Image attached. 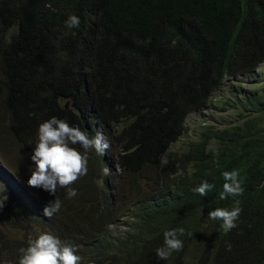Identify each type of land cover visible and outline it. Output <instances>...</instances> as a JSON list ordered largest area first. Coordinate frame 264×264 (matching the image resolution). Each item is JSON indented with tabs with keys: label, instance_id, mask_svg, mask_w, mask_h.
I'll use <instances>...</instances> for the list:
<instances>
[{
	"label": "trees",
	"instance_id": "trees-1",
	"mask_svg": "<svg viewBox=\"0 0 264 264\" xmlns=\"http://www.w3.org/2000/svg\"><path fill=\"white\" fill-rule=\"evenodd\" d=\"M263 23L264 0H0V264H19L41 232L74 246L79 264H264ZM251 73L253 86L222 102L235 122H206L172 148L191 112ZM52 117L110 145L88 151L72 198L27 184ZM233 170L241 212L225 233L208 212L229 203L222 174ZM203 181L205 196L193 191ZM178 228L182 249L161 260L164 231Z\"/></svg>",
	"mask_w": 264,
	"mask_h": 264
},
{
	"label": "clouds",
	"instance_id": "clouds-1",
	"mask_svg": "<svg viewBox=\"0 0 264 264\" xmlns=\"http://www.w3.org/2000/svg\"><path fill=\"white\" fill-rule=\"evenodd\" d=\"M65 24L69 29L79 27V17L69 15ZM254 72L257 74V77L264 78V60L255 66ZM253 73L245 75L244 78V75H241L242 78H239V75L232 77L223 86L233 89V85L229 81L235 80L240 83L246 81L252 87L253 81L256 78ZM240 83L234 86V89L239 86L241 87ZM186 124L189 129L173 144L172 148L176 150L178 148L176 147V143L190 132L187 120ZM262 125H264V121ZM198 132L194 137L185 140V145L186 142L199 140V137L194 140ZM77 144L84 149L83 154L73 147V145ZM109 147L110 145L104 134L97 133L94 138H91L79 127L69 126L66 121L52 117L39 125L38 142L31 155L34 167L31 168L32 174L27 184L30 187L42 188L50 194L57 193L58 188H66L67 197H75L77 192L70 185L76 182L79 177L87 174L88 151L94 149L96 153L103 155ZM222 175L225 182L223 183V191L220 193V200L228 199L229 203L221 204L223 208L216 207L214 210H210L208 217L213 220H221V227L227 233L236 227V220L241 212L238 195L243 193V188L238 179V171H225ZM212 188V184L203 181L193 191L199 193L201 196H205ZM5 199L6 196H4L3 200H0V207L3 206ZM60 208L61 202L56 198L54 202L44 207L43 214L47 218H52L60 211ZM184 232L183 228L164 231V246L156 250V255L161 260H165L173 251L181 250L183 242L179 236L184 235ZM188 235H192V233ZM227 248L230 250L231 245H227ZM19 251L21 253L19 264H79L81 260L80 256L76 254L74 246L62 244L59 238L47 232L39 233L34 239L30 238L28 246L21 248Z\"/></svg>",
	"mask_w": 264,
	"mask_h": 264
},
{
	"label": "rangeland",
	"instance_id": "rangeland-1",
	"mask_svg": "<svg viewBox=\"0 0 264 264\" xmlns=\"http://www.w3.org/2000/svg\"><path fill=\"white\" fill-rule=\"evenodd\" d=\"M264 75V73H263ZM239 78H242L241 75L238 76ZM253 81V79H252ZM233 85V89H231L228 86H223V88L218 89L215 92V106L213 107H207L205 110L202 112H192L188 118H187V123L190 127V132H188L185 137L180 139L179 142L176 143V147H185V140H188L192 137L195 136V134L202 128V125L205 124L206 122L208 123H214L218 125H223L227 123H232L235 122L239 116L238 112L236 109H230V108H222L223 101L225 98L232 99L234 95V86H237L239 84V81L231 80L229 81ZM241 87L243 88H249L251 85L243 81L240 83ZM208 117V118H205ZM8 175H5V180H8Z\"/></svg>",
	"mask_w": 264,
	"mask_h": 264
}]
</instances>
